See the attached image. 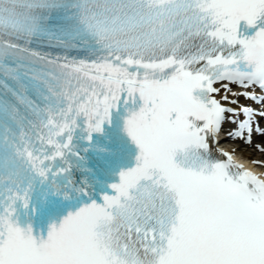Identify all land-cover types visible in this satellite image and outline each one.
<instances>
[{
  "label": "snow or ice",
  "instance_id": "1",
  "mask_svg": "<svg viewBox=\"0 0 264 264\" xmlns=\"http://www.w3.org/2000/svg\"><path fill=\"white\" fill-rule=\"evenodd\" d=\"M0 74V264H264V177L211 148L264 144V0H0ZM49 195L79 206L45 231Z\"/></svg>",
  "mask_w": 264,
  "mask_h": 264
},
{
  "label": "rangeland",
  "instance_id": "2",
  "mask_svg": "<svg viewBox=\"0 0 264 264\" xmlns=\"http://www.w3.org/2000/svg\"><path fill=\"white\" fill-rule=\"evenodd\" d=\"M260 141H261V137H259L256 140V142H259V143H260ZM225 144L228 146H233V147H236L237 145L241 146L240 143L237 144L236 142H234L232 140H228ZM240 151L242 152V154L252 155L253 157H255L254 159L261 162V166L264 167V148H259L256 145H254L253 147L241 146ZM259 167H260V165H259Z\"/></svg>",
  "mask_w": 264,
  "mask_h": 264
},
{
  "label": "bare ground",
  "instance_id": "3",
  "mask_svg": "<svg viewBox=\"0 0 264 264\" xmlns=\"http://www.w3.org/2000/svg\"><path fill=\"white\" fill-rule=\"evenodd\" d=\"M232 88H233V91H235L233 85H232ZM235 92H236V91H235ZM223 95H224V92L221 91L220 96H217V99H220V97L223 96ZM228 95H229V98L231 99V98H232V97H231V94L229 93ZM222 102H223L224 104L228 105V106L238 107V105L228 104L227 101H222ZM251 103H252L251 100H246V99H244V97H242V96L239 97V104L249 105V106H250ZM240 118L243 119V116H241ZM231 126H232V124H225V126H224V130H223V131L226 132V131H228L229 129H232ZM259 145H260V146H264V144H259Z\"/></svg>",
  "mask_w": 264,
  "mask_h": 264
}]
</instances>
